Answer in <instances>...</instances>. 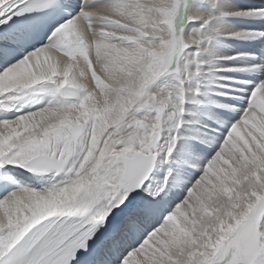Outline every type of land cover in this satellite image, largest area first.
<instances>
[{"label": "snow or ice", "instance_id": "1", "mask_svg": "<svg viewBox=\"0 0 264 264\" xmlns=\"http://www.w3.org/2000/svg\"><path fill=\"white\" fill-rule=\"evenodd\" d=\"M0 264H264V0H0Z\"/></svg>", "mask_w": 264, "mask_h": 264}]
</instances>
